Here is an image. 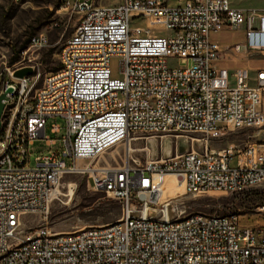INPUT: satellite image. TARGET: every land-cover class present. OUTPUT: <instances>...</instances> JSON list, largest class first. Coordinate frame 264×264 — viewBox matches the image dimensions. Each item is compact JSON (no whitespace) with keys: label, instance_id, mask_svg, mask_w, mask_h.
I'll list each match as a JSON object with an SVG mask.
<instances>
[{"label":"built area","instance_id":"2783aa9c","mask_svg":"<svg viewBox=\"0 0 264 264\" xmlns=\"http://www.w3.org/2000/svg\"><path fill=\"white\" fill-rule=\"evenodd\" d=\"M61 6L79 17L60 49L59 67L37 86L41 72L26 52L49 40L36 34L8 67L12 80L0 91L13 87L0 126V264H264V205L262 223L243 226L239 214L186 213L175 197L157 204L169 173L183 183V194L263 185L262 144L217 150L205 141L201 150L144 163L131 154L116 165L77 163L139 133L217 138L227 128L262 126L264 68L253 74L246 66L221 65L224 48L213 35L243 29L244 42L230 47L262 53L264 10L230 0H62ZM27 66L32 75L14 77ZM51 117L65 120L64 147L37 155L31 166L36 140L57 143L46 134ZM72 173L117 199L121 217L82 228L81 235L44 224L25 229V216L46 212ZM186 214L193 222H185Z\"/></svg>","mask_w":264,"mask_h":264},{"label":"rangeland","instance_id":"374dc122","mask_svg":"<svg viewBox=\"0 0 264 264\" xmlns=\"http://www.w3.org/2000/svg\"><path fill=\"white\" fill-rule=\"evenodd\" d=\"M170 1V0H168ZM243 8L251 9L256 3L264 4V0H230ZM62 0H0V91L8 80V67L13 66L28 48L29 40L34 35L45 33L49 44L46 47L30 49L26 56L31 57L33 63L41 72L42 78L50 71L59 67V52L66 41L76 30L79 15L63 9ZM140 23V22H136ZM145 24V22H144ZM219 38L225 42L224 54L231 66L244 63L251 67L264 65V53L256 51L236 52L230 47L235 43L244 42L243 29H223ZM19 51L16 60L12 61ZM114 70L118 68V60L112 62ZM58 124L59 132H53L52 126ZM66 132L65 120L61 117H51L47 121L46 134L57 139L53 146H47L44 139H38L30 146V165L35 164V157L50 151H62L63 136ZM137 139V140H136ZM170 139L174 152L181 149V141L189 143V148L201 150L207 141L209 148L222 149L230 145L244 147L247 144L259 143L264 145V124L260 127L225 129L220 137L212 138L201 133L170 134H136L132 141L135 149L131 156L138 162L144 163L148 158L158 159L164 154L167 140ZM199 139V140H198ZM145 149V150H144ZM153 150L154 153H153ZM126 142L118 144L97 158L92 160H77L78 164L91 163L95 166L121 164L126 158ZM67 163L72 159L67 158ZM75 183L73 189L68 182ZM186 213L202 212L205 214L241 215L243 226L262 223L260 207L264 205V184L236 193L208 192L205 194H182L175 197ZM122 215L120 202L105 192L93 189L85 175L68 174L62 183L58 199H54L46 212L28 214L25 216L24 228L34 229L40 225H47L53 231L69 232L90 226H100L118 220Z\"/></svg>","mask_w":264,"mask_h":264},{"label":"bare ground","instance_id":"6f19581e","mask_svg":"<svg viewBox=\"0 0 264 264\" xmlns=\"http://www.w3.org/2000/svg\"><path fill=\"white\" fill-rule=\"evenodd\" d=\"M137 140V139H136ZM199 140V139H198ZM208 144V143H207ZM181 146L183 149L186 147L187 149L189 148V143L188 141H181ZM138 149H135L132 145V141L129 139L126 141V155L128 156L132 152L136 151ZM145 150V149H144ZM174 146L173 143L171 142L170 139L167 140L164 148V153L165 155H171L173 153ZM155 150H153L154 153ZM68 185L71 189L74 188L75 183L72 181L68 182ZM161 192L158 195V203H161L165 200H168L173 197H179L183 194L184 192V186L183 183L178 181L176 176L174 174H165L163 177V180L161 182ZM185 222H193V214H186L185 215ZM81 229L73 230L70 231V235H81Z\"/></svg>","mask_w":264,"mask_h":264},{"label":"water","instance_id":"95a60500","mask_svg":"<svg viewBox=\"0 0 264 264\" xmlns=\"http://www.w3.org/2000/svg\"><path fill=\"white\" fill-rule=\"evenodd\" d=\"M32 73H33L32 67L31 66H27V67L20 68V69L16 70L14 72V77L21 78V77H24V76L32 75ZM12 90H13V87L9 86L0 94V126H1L2 113H3L4 107H5L4 100L7 99V93L12 92ZM186 150H187L186 147L183 149V147L181 146V149L179 150V153H183ZM163 156L166 158V157H169L170 155L167 156L164 153Z\"/></svg>","mask_w":264,"mask_h":264},{"label":"crops","instance_id":"0c3cea01","mask_svg":"<svg viewBox=\"0 0 264 264\" xmlns=\"http://www.w3.org/2000/svg\"><path fill=\"white\" fill-rule=\"evenodd\" d=\"M166 1H167L168 3H170V4H176V3H177V0H170V1L166 0ZM256 4H257V5L252 6L251 9L264 10V4H261V3H258V2H257ZM232 5H233L234 7L243 8V7H241V6L237 5V4H234V3H232ZM243 9H246V8H243ZM219 33H220V32H219ZM219 33L214 34V35H213V38H214L215 40H217V41L221 44V46H223V45L225 44V42H223V41L219 38ZM262 53H264V52H262ZM229 61H230V60H228L226 57H224L223 60L220 62V64H221V65H224V66H227V67H229L230 69H234V68L239 67V66H246V67L250 68V70L252 71L253 74H254V70H255L256 68H258V67H263V68H264V65H259V66H256V67H251V64H249V63H248V64H247V63H244V64H241V65L231 66L230 63H229ZM262 149H264V145H262Z\"/></svg>","mask_w":264,"mask_h":264},{"label":"trees","instance_id":"16d2710c","mask_svg":"<svg viewBox=\"0 0 264 264\" xmlns=\"http://www.w3.org/2000/svg\"><path fill=\"white\" fill-rule=\"evenodd\" d=\"M31 39V38H30ZM29 42H30V40H29ZM18 54H19V51H17L16 53H15V56H14V58H13V60L12 61H14V60H16L17 59V57H18Z\"/></svg>","mask_w":264,"mask_h":264}]
</instances>
